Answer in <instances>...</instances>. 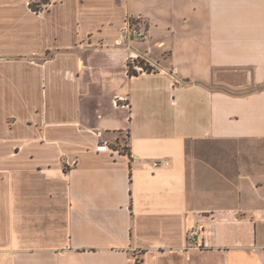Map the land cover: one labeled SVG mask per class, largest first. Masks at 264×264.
I'll list each match as a JSON object with an SVG mask.
<instances>
[{"label": "crops", "instance_id": "0c3cea01", "mask_svg": "<svg viewBox=\"0 0 264 264\" xmlns=\"http://www.w3.org/2000/svg\"><path fill=\"white\" fill-rule=\"evenodd\" d=\"M34 1L0 0V264H264V0Z\"/></svg>", "mask_w": 264, "mask_h": 264}, {"label": "built area", "instance_id": "2783aa9c", "mask_svg": "<svg viewBox=\"0 0 264 264\" xmlns=\"http://www.w3.org/2000/svg\"><path fill=\"white\" fill-rule=\"evenodd\" d=\"M143 20V17L141 15H130L126 18V24H125V31L127 32V35L129 37H135L136 39L139 40H146L149 37L148 31L142 29L139 25L140 22ZM138 55H133L130 57V65H132V69L136 73H144L148 72L147 69L142 67L141 65L135 64V61L138 60ZM150 72H153V69L149 70ZM124 106H129L128 103L124 104ZM154 166H160V165H167L169 164V160L167 158H163L161 160H157L154 163ZM199 233V228L197 229H191L187 233V237L189 240H193L195 237H197Z\"/></svg>", "mask_w": 264, "mask_h": 264}, {"label": "trees", "instance_id": "16d2710c", "mask_svg": "<svg viewBox=\"0 0 264 264\" xmlns=\"http://www.w3.org/2000/svg\"><path fill=\"white\" fill-rule=\"evenodd\" d=\"M31 7H33L32 5H30ZM135 64L137 65H141L142 67H144L145 69L148 70V72H150L149 70L152 69L151 67L147 66V64H145L143 61L141 60H136ZM128 73L129 74H137L133 69H132V65L128 64Z\"/></svg>", "mask_w": 264, "mask_h": 264}, {"label": "rangeland", "instance_id": "374dc122", "mask_svg": "<svg viewBox=\"0 0 264 264\" xmlns=\"http://www.w3.org/2000/svg\"><path fill=\"white\" fill-rule=\"evenodd\" d=\"M30 5H32L33 7V9H37V8H39L38 6H36V2L34 1V0H30ZM119 134V133H118ZM122 135H123V139H125L126 138V134H125V132H123L122 133Z\"/></svg>", "mask_w": 264, "mask_h": 264}]
</instances>
